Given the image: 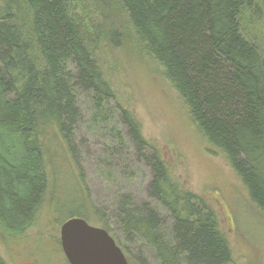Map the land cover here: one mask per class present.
<instances>
[{
  "label": "trees",
  "instance_id": "1",
  "mask_svg": "<svg viewBox=\"0 0 264 264\" xmlns=\"http://www.w3.org/2000/svg\"><path fill=\"white\" fill-rule=\"evenodd\" d=\"M126 26L161 66L208 149L239 179L263 227L264 0H0V234L11 243L23 241L46 202L57 225L82 219L119 246L87 195L71 141L82 122L80 100L91 125L114 115L96 51L119 50ZM115 113L134 144L147 146L133 115L120 106ZM153 159L149 189L170 234L164 219L140 215L124 196L123 233L149 246L157 264H237L216 212L179 189L159 154ZM50 242L59 252L58 238Z\"/></svg>",
  "mask_w": 264,
  "mask_h": 264
},
{
  "label": "rangeland",
  "instance_id": "2",
  "mask_svg": "<svg viewBox=\"0 0 264 264\" xmlns=\"http://www.w3.org/2000/svg\"><path fill=\"white\" fill-rule=\"evenodd\" d=\"M104 30H108V24ZM126 30L128 41L121 43L119 50L102 47L96 51L115 96L110 103L114 115L104 124L91 125L89 106L82 98V122L71 141L75 164L90 201L106 214L119 246L133 264H157L153 250L134 236L125 235L117 217L124 196L125 202L140 215L155 212L164 219L166 226L161 229L170 234L168 215L157 206L149 189L156 152L179 189L203 198L216 212L238 257L236 263L243 264L242 259L250 264L264 263V225H259L263 220L249 202L244 187L224 157L208 149L161 66L136 43L127 26ZM260 34L261 28H256L253 35ZM119 106L136 119L147 146L134 144L125 122L115 113ZM107 146L116 149L114 154L106 153ZM55 218L48 214L45 202L22 242L11 243L0 234V256L5 264H67L61 248L55 252L50 242L59 240L60 225ZM42 237L50 241H42Z\"/></svg>",
  "mask_w": 264,
  "mask_h": 264
},
{
  "label": "water",
  "instance_id": "3",
  "mask_svg": "<svg viewBox=\"0 0 264 264\" xmlns=\"http://www.w3.org/2000/svg\"><path fill=\"white\" fill-rule=\"evenodd\" d=\"M59 243L68 264H129L104 229L73 218L59 228Z\"/></svg>",
  "mask_w": 264,
  "mask_h": 264
}]
</instances>
